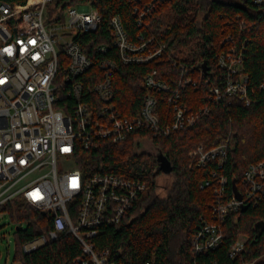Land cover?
<instances>
[{"label":"built area","instance_id":"1","mask_svg":"<svg viewBox=\"0 0 264 264\" xmlns=\"http://www.w3.org/2000/svg\"><path fill=\"white\" fill-rule=\"evenodd\" d=\"M133 4L138 24L166 0H127ZM261 4L263 0H254ZM52 7L51 14L48 12ZM102 15L93 2L29 0L25 4L0 3V206L19 198L52 219L48 235L26 244L31 252L62 233L72 234L82 245V254L73 264H115L110 249L100 250L97 239L104 228L121 224L149 186L123 174L96 173L86 177L76 160L83 151L97 149L100 142L126 141L136 131L148 130L151 138L168 136L193 125L208 112L188 107L181 100L180 87L207 76L202 69L183 66L186 75L173 84L157 79L153 70L144 79L147 95L136 115H124L114 98L111 73L119 64H146L161 57L166 44L154 36L132 41L120 16L110 19L113 46L118 59H103L98 66L101 78L84 76L94 66L82 49L81 38L97 32ZM146 26V25H145ZM107 45L98 51L106 53ZM233 50L219 57V66L229 71L224 92L218 85L209 88L210 98L222 102L237 94L249 103L246 77L240 74L243 57ZM84 77V78H83ZM195 84V83H194ZM154 91L168 93L174 109L170 124H161L158 98ZM151 142L149 138L140 139ZM228 144L206 150L199 146L193 155L198 166L209 163L224 168ZM216 200L212 222H204L192 237V257L207 254L224 242L222 225L229 215L250 202L264 198V159L251 164L243 174L246 188L226 194L227 178L212 172ZM241 235L230 251L236 258L245 250ZM149 264V262L147 263ZM213 264H218L214 262ZM248 264V263H244Z\"/></svg>","mask_w":264,"mask_h":264},{"label":"trees","instance_id":"2","mask_svg":"<svg viewBox=\"0 0 264 264\" xmlns=\"http://www.w3.org/2000/svg\"><path fill=\"white\" fill-rule=\"evenodd\" d=\"M29 0H0L25 4ZM68 3L93 2L102 15L95 33L81 38L83 51L94 60V66L84 76H102L98 64L103 59H118L113 46L110 19L120 16L129 38L141 42L154 36L166 44L165 53L146 64H119L111 73L115 102L124 115H136L147 95L145 76L153 70L157 79L170 84L186 75L183 66L202 69L207 76L198 78L190 73L194 83L180 87L181 100L197 112L208 109L196 122L173 131L168 136L151 138L148 130L133 132L124 142H100L97 149L79 153L78 167L86 177L96 173L123 174L146 182L149 189L141 195L121 224L108 226L97 239L100 250L110 249V261L115 264H264V198L250 202L241 211L229 215L222 225L224 242L217 249L192 257V237L204 222H212V207L216 200L214 186L202 185L217 171L227 178L226 194L231 196L243 183V174L251 165L264 159V0H166L139 25L133 4L127 0H63ZM107 45L106 53L98 51ZM243 57L241 75L246 77L249 103L237 94L222 102L210 98L209 88L218 85L224 92L229 71L219 66L221 54ZM84 78V77H83ZM158 98L161 124H170L174 109L168 93L154 91ZM149 138L160 151L163 162L155 155L139 153L140 139ZM228 144L224 168L215 162L198 166L192 153L199 146L206 150ZM169 170V172L165 171ZM173 175L174 184L165 198L158 196V178ZM18 221L27 222L17 228V257L23 264H73L82 254V245L70 233H62L31 252L24 244L46 236L52 229L49 214H43L19 198L0 206ZM247 235L245 250L236 258L230 251L240 235Z\"/></svg>","mask_w":264,"mask_h":264},{"label":"rangeland","instance_id":"3","mask_svg":"<svg viewBox=\"0 0 264 264\" xmlns=\"http://www.w3.org/2000/svg\"><path fill=\"white\" fill-rule=\"evenodd\" d=\"M48 12L51 14L52 7L49 6ZM151 142H143L138 146L139 153H148L155 155L158 150L157 148H150ZM204 147V146H203ZM196 150V149H195ZM194 152V151H193ZM193 154V153H192ZM158 157V156H157ZM175 177L173 175H161L158 178V196L165 198L169 194V190L174 184ZM27 222L18 221L12 217L9 212H0V264H23L22 261L17 257L18 243H17V228L20 227L25 229ZM241 238L247 239V235H241ZM264 259V254L262 255Z\"/></svg>","mask_w":264,"mask_h":264},{"label":"water","instance_id":"4","mask_svg":"<svg viewBox=\"0 0 264 264\" xmlns=\"http://www.w3.org/2000/svg\"><path fill=\"white\" fill-rule=\"evenodd\" d=\"M160 156H161V155H160V151H159V152H158V158H157V161L161 163V162H163V161H162L161 158H159ZM165 171L169 172V170H165ZM43 214H44V213H43ZM263 229H264V227H262V228L259 229V234H258V235H260V234L262 233V230H263Z\"/></svg>","mask_w":264,"mask_h":264},{"label":"flooded vegetation","instance_id":"5","mask_svg":"<svg viewBox=\"0 0 264 264\" xmlns=\"http://www.w3.org/2000/svg\"><path fill=\"white\" fill-rule=\"evenodd\" d=\"M150 144H151V145H150V148H152V150L156 148L152 143H150ZM155 156H156V157L158 156L157 153L155 154Z\"/></svg>","mask_w":264,"mask_h":264}]
</instances>
